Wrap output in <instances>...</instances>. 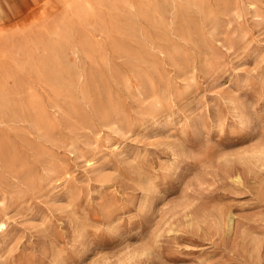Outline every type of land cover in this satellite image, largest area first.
Returning a JSON list of instances; mask_svg holds the SVG:
<instances>
[{"label":"rangeland","instance_id":"374dc122","mask_svg":"<svg viewBox=\"0 0 264 264\" xmlns=\"http://www.w3.org/2000/svg\"><path fill=\"white\" fill-rule=\"evenodd\" d=\"M0 2V264H264V0Z\"/></svg>","mask_w":264,"mask_h":264},{"label":"bare ground","instance_id":"6f19581e","mask_svg":"<svg viewBox=\"0 0 264 264\" xmlns=\"http://www.w3.org/2000/svg\"><path fill=\"white\" fill-rule=\"evenodd\" d=\"M33 2V1H32ZM7 4V3H6ZM0 5H1V2H0ZM9 6V5H8ZM2 20V19H1ZM169 32V31H168ZM1 38H2V35H1V33H0V43H3L2 42V40H1ZM184 44V43H183ZM95 60V59H94ZM174 76V75H173ZM224 85V84H223ZM222 85V86H223ZM233 103V102H232ZM231 103V104H232ZM190 104V103H189ZM235 105H237V104H235ZM51 106V105H50ZM233 107H234V105H233ZM42 108V107H41ZM242 108V107H241ZM241 110V109H240ZM236 111V108H235V110L234 111H232V112H235ZM34 112V111H33ZM236 113H237V111H236ZM175 115V114H174ZM236 115V114H235ZM233 116H234V114H233ZM237 116V115H236ZM235 116V117H236ZM236 119H239L240 120V118H237L236 117ZM241 121V120H240ZM244 121H245V119H244ZM223 122H225V121H223ZM214 131V130H213ZM263 143H264V141H263ZM262 143V144H263ZM240 155H243V156H241L240 158H238V159H230V158H225V160H259V161H264V145H262V146H258V148H256V149H254V150H252V151H249V152H246V153H243V154H240ZM172 162V161H171ZM198 172V171H197ZM215 175V174H214ZM250 177V176H249ZM234 181L235 182H237V183H241L242 181H243V177H242V175L241 174H239V173H237L236 174V177L234 178ZM186 210H187V208H186ZM223 220V219H222ZM223 223V222H222ZM227 225L229 226V227H231V226H233V222H232V220L231 219H229V221H228V223H227ZM167 226V225H166ZM168 227V226H167ZM157 238H158V235H157Z\"/></svg>","mask_w":264,"mask_h":264}]
</instances>
